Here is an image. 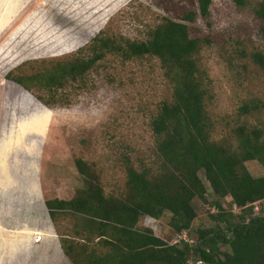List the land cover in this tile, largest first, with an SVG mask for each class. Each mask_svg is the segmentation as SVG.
<instances>
[{"label":"rangeland","instance_id":"374dc122","mask_svg":"<svg viewBox=\"0 0 264 264\" xmlns=\"http://www.w3.org/2000/svg\"><path fill=\"white\" fill-rule=\"evenodd\" d=\"M245 1L246 6H240L236 0H213L210 18L195 25L197 34L210 41L199 61L209 77L206 107L213 138L232 149L238 145V128L264 129V72L251 58L264 48L262 23L253 12L262 0ZM159 2L0 0V264H73L50 219L47 225L46 202L75 197V187L70 188L55 170L84 160L98 172L106 194L120 196L127 183L126 157L137 166L153 164L156 151L150 123L160 104L173 95L153 58L131 62L110 58L87 76L66 104L51 108L40 102L39 93H21L22 87L8 81L7 75L66 61L102 31L145 40L149 28L165 16ZM245 106L257 110L244 115ZM249 169L255 176L263 175L257 164ZM201 178L213 202L203 173ZM224 203L230 211L231 198ZM194 204L199 218L185 235L170 231V214L161 220L144 217L139 229L151 228L172 245L186 238L196 246L199 229L216 225L209 218L210 205L199 199ZM59 224L62 233L74 237L73 220L61 219ZM229 250L222 246V252Z\"/></svg>","mask_w":264,"mask_h":264},{"label":"trees","instance_id":"16d2710c","mask_svg":"<svg viewBox=\"0 0 264 264\" xmlns=\"http://www.w3.org/2000/svg\"><path fill=\"white\" fill-rule=\"evenodd\" d=\"M212 5L213 0H160L165 16L149 28L145 40L102 31L66 61L32 73L7 75L8 81L24 88L21 93H39L36 97L46 108L66 104L87 76L110 58L156 59L172 86L171 101L160 104L150 123L155 160L142 167L125 158L127 183L120 196L107 195L98 172L84 160L55 170L70 188L75 187V197L48 200L47 225L51 220L73 264H264V129L238 128L236 149L213 138L214 125L206 107L209 77L199 61L210 41L195 28L199 19L210 18ZM253 12L262 23L264 39V0ZM251 58L264 72V48ZM253 110L255 106H245L241 112L250 115ZM250 164H257L263 175H253ZM201 173L213 192V202ZM227 198H231L230 211L224 203ZM196 199L212 207L209 218L216 225L199 229L196 246L187 241L172 245L151 228L139 229L144 217L161 220L170 214V231L185 235L199 218ZM61 219L74 221V237L61 232ZM92 239L96 240L93 246ZM223 245L230 250L222 252Z\"/></svg>","mask_w":264,"mask_h":264},{"label":"built area","instance_id":"2783aa9c","mask_svg":"<svg viewBox=\"0 0 264 264\" xmlns=\"http://www.w3.org/2000/svg\"><path fill=\"white\" fill-rule=\"evenodd\" d=\"M236 209H237V208H236ZM185 241H187V242H189L190 244H192V242L188 241L186 238H185ZM195 264H206V263L203 262V261H199V262H197V263H195Z\"/></svg>","mask_w":264,"mask_h":264},{"label":"crops","instance_id":"0c3cea01","mask_svg":"<svg viewBox=\"0 0 264 264\" xmlns=\"http://www.w3.org/2000/svg\"><path fill=\"white\" fill-rule=\"evenodd\" d=\"M1 153V152H0Z\"/></svg>","mask_w":264,"mask_h":264}]
</instances>
